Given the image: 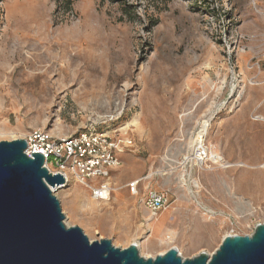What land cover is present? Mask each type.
Masks as SVG:
<instances>
[{
    "label": "rangeland",
    "instance_id": "rangeland-1",
    "mask_svg": "<svg viewBox=\"0 0 264 264\" xmlns=\"http://www.w3.org/2000/svg\"><path fill=\"white\" fill-rule=\"evenodd\" d=\"M257 117L264 0H0V142L94 130L124 148L110 200L73 182L54 193L67 226L92 241L192 259L250 236L264 223ZM206 122L201 145L231 167L195 158ZM149 191L167 195L156 216Z\"/></svg>",
    "mask_w": 264,
    "mask_h": 264
},
{
    "label": "water",
    "instance_id": "water-1",
    "mask_svg": "<svg viewBox=\"0 0 264 264\" xmlns=\"http://www.w3.org/2000/svg\"><path fill=\"white\" fill-rule=\"evenodd\" d=\"M23 139L0 142V264H264V223L250 236H226L210 256L183 259L174 248L143 258L137 247L90 240L67 226L60 202L50 189L64 179L43 167L38 153L28 158Z\"/></svg>",
    "mask_w": 264,
    "mask_h": 264
},
{
    "label": "built area",
    "instance_id": "built-area-1",
    "mask_svg": "<svg viewBox=\"0 0 264 264\" xmlns=\"http://www.w3.org/2000/svg\"><path fill=\"white\" fill-rule=\"evenodd\" d=\"M26 142L24 154L38 153L43 157V167L52 175L59 174L64 184L76 183L87 191L94 201H107L112 192L110 173L121 166V147L107 134L94 130L74 136L52 138L45 132H31L22 138ZM129 142L128 144H130ZM141 179L127 184L130 194L136 195ZM57 192V188L50 189ZM151 216L167 208L164 192L149 191L144 201Z\"/></svg>",
    "mask_w": 264,
    "mask_h": 264
},
{
    "label": "bare ground",
    "instance_id": "bare-ground-1",
    "mask_svg": "<svg viewBox=\"0 0 264 264\" xmlns=\"http://www.w3.org/2000/svg\"><path fill=\"white\" fill-rule=\"evenodd\" d=\"M257 120H261V121H264V118H261V117H257L256 118ZM134 122L137 124V121H136V119L134 118ZM207 122L206 123H203V125L201 126V130H200V132H199V134H198V136H197V139L195 140V142L193 143L194 144V148L192 149L193 151H194V154H195V158L198 160V161H200L201 163L204 161V159L205 158H208V154L210 155V157H209V160L210 161H212L213 163H215V164H221L222 165V167L223 168H229V167H231L232 165H229V164H226V162H224L223 160H222V158L219 156V155H216V154H213V153H211V151H210V153H208L207 154V151H206V149H205V147H203L202 145H201V141L199 140V138H200V135H202L203 136V134L205 133V131H206V128L208 127L207 125ZM22 135V134H21ZM8 137L10 138V139H15V138H17L16 136H15V133L14 134H10V135H8ZM24 137V135H22L20 138H23ZM192 147H193V145H192ZM215 152V151H214ZM217 153V152H216ZM194 157V156H193ZM187 159V158H186ZM191 159V158H190ZM194 159V158H193ZM181 183H183V176L181 175L180 176V180H179ZM194 185L195 186H198L197 185V183H194ZM52 192H54V190L52 191ZM55 195V194H54ZM108 200H110V197H109V199ZM107 200V201H108ZM94 204H92L91 203V205H89L88 207H89V209H91V210H93V208L94 207H92ZM64 223H65V220H64ZM66 225H68V223H65ZM133 245H135L136 247H138V244L135 242V243H133ZM163 253H161L160 255H162Z\"/></svg>",
    "mask_w": 264,
    "mask_h": 264
},
{
    "label": "crops",
    "instance_id": "crops-1",
    "mask_svg": "<svg viewBox=\"0 0 264 264\" xmlns=\"http://www.w3.org/2000/svg\"><path fill=\"white\" fill-rule=\"evenodd\" d=\"M121 157V156H120ZM121 166H122V163H121ZM121 166L118 168V169H114V170H112L111 171V173H110V179H109V182L111 183V179H112V176H114V174H116L117 172H118V170L121 168ZM137 180V179H136ZM85 189V188H84ZM127 192L129 193V191H128V189H127ZM130 194V193H129ZM131 196H136V195H132V194H130ZM120 193H118L117 194V197L118 198H120ZM92 199V198H91ZM93 200V199H92ZM94 201V200H93ZM94 202H96V203H102L103 201H101V202H99V201H94ZM104 202H106V201H104ZM147 209V208H146ZM149 212V211H148ZM125 221H126V219H125ZM128 223V221H126V224Z\"/></svg>",
    "mask_w": 264,
    "mask_h": 264
},
{
    "label": "trees",
    "instance_id": "trees-1",
    "mask_svg": "<svg viewBox=\"0 0 264 264\" xmlns=\"http://www.w3.org/2000/svg\"><path fill=\"white\" fill-rule=\"evenodd\" d=\"M69 2V1H68Z\"/></svg>",
    "mask_w": 264,
    "mask_h": 264
}]
</instances>
